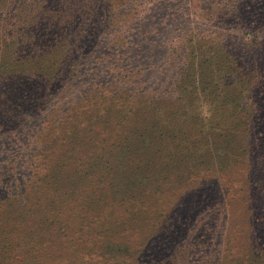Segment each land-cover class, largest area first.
Wrapping results in <instances>:
<instances>
[{"label":"rangeland","instance_id":"1","mask_svg":"<svg viewBox=\"0 0 264 264\" xmlns=\"http://www.w3.org/2000/svg\"><path fill=\"white\" fill-rule=\"evenodd\" d=\"M23 262L264 264V0H0V264Z\"/></svg>","mask_w":264,"mask_h":264},{"label":"trees","instance_id":"2","mask_svg":"<svg viewBox=\"0 0 264 264\" xmlns=\"http://www.w3.org/2000/svg\"><path fill=\"white\" fill-rule=\"evenodd\" d=\"M119 153H122V152L119 151L114 156L112 155L111 159L113 160ZM95 163H96V161L93 162V164H95ZM72 186H74V184ZM76 186H77V184H76ZM79 187H83V185H79V186L75 187L76 190H78ZM78 191H76V193H78ZM74 192H75V190L72 192V194H74ZM80 197H81V194H80ZM81 199H82L81 200L82 203H84L86 201V199H84V198H81ZM83 217L84 218H81V217H76L75 218L74 225H75L76 228L78 227L77 230L79 232H81L84 236H88L91 232H94V234L97 233L98 230L96 228H94V226H93V223H95V222L93 220H91V219L88 220V218L86 216H83ZM90 226H91V229H90ZM64 229H65V225L62 226V230H61L62 232L61 233H62V235L66 236L67 234L63 233ZM108 251H109L108 254H110V255L118 253V252H115L116 250H113V249H109ZM111 258L114 259L112 256H111ZM23 263L27 264L28 262H23Z\"/></svg>","mask_w":264,"mask_h":264},{"label":"clouds","instance_id":"3","mask_svg":"<svg viewBox=\"0 0 264 264\" xmlns=\"http://www.w3.org/2000/svg\"><path fill=\"white\" fill-rule=\"evenodd\" d=\"M200 115L205 120L211 118L212 113H211L210 105L207 102L201 104Z\"/></svg>","mask_w":264,"mask_h":264}]
</instances>
